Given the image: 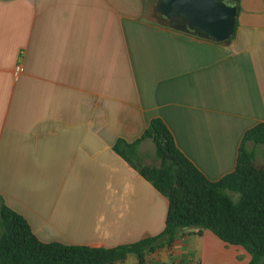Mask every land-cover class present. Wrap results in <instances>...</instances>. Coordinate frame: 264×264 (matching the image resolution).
<instances>
[{"label":"crops","instance_id":"0c3cea01","mask_svg":"<svg viewBox=\"0 0 264 264\" xmlns=\"http://www.w3.org/2000/svg\"><path fill=\"white\" fill-rule=\"evenodd\" d=\"M238 5L232 37L215 43L172 29L158 1L0 0V206L43 243L113 248L160 234L166 198L112 147L159 118L208 180L233 171L243 134L264 123V0ZM247 148L264 167V146ZM138 152L154 158L152 141ZM249 260L186 229L143 264Z\"/></svg>","mask_w":264,"mask_h":264},{"label":"trees","instance_id":"16d2710c","mask_svg":"<svg viewBox=\"0 0 264 264\" xmlns=\"http://www.w3.org/2000/svg\"><path fill=\"white\" fill-rule=\"evenodd\" d=\"M145 139L154 145L158 167L142 163L138 145ZM248 143L264 146V123L243 134L233 171L210 181L179 151L164 122L153 118L136 141L117 140L112 150L166 198L160 234L113 248L43 243L21 215L2 204L0 264H115L128 254L143 264L146 251L171 245L186 229L207 230L223 243L244 249L248 264H264V167L254 166Z\"/></svg>","mask_w":264,"mask_h":264},{"label":"water","instance_id":"95a60500","mask_svg":"<svg viewBox=\"0 0 264 264\" xmlns=\"http://www.w3.org/2000/svg\"><path fill=\"white\" fill-rule=\"evenodd\" d=\"M238 0H158L162 16L173 19L174 30L215 43L234 33Z\"/></svg>","mask_w":264,"mask_h":264},{"label":"rangeland","instance_id":"374dc122","mask_svg":"<svg viewBox=\"0 0 264 264\" xmlns=\"http://www.w3.org/2000/svg\"><path fill=\"white\" fill-rule=\"evenodd\" d=\"M157 1L158 0H145L147 6L151 7L152 9L157 11V8H155V5H157ZM154 12L151 14V18H154ZM142 163L149 165V166H159V162L157 160H155V158H151V159H146L145 161H143ZM234 200L237 201L238 199V195H235Z\"/></svg>","mask_w":264,"mask_h":264},{"label":"flooded vegetation","instance_id":"af4514ba","mask_svg":"<svg viewBox=\"0 0 264 264\" xmlns=\"http://www.w3.org/2000/svg\"><path fill=\"white\" fill-rule=\"evenodd\" d=\"M233 1H234V0H230V2H233ZM163 17H164V16H163ZM164 18H165L166 20H168V19H169V20H171V21L173 22V24H176V23H175V21H174L173 19L166 18V17H164Z\"/></svg>","mask_w":264,"mask_h":264},{"label":"built area","instance_id":"2783aa9c","mask_svg":"<svg viewBox=\"0 0 264 264\" xmlns=\"http://www.w3.org/2000/svg\"><path fill=\"white\" fill-rule=\"evenodd\" d=\"M18 69H19V67H18V66H16V67H15V71H18Z\"/></svg>","mask_w":264,"mask_h":264}]
</instances>
